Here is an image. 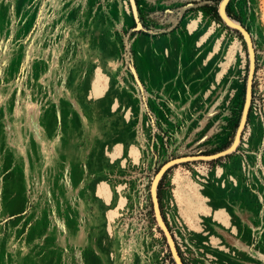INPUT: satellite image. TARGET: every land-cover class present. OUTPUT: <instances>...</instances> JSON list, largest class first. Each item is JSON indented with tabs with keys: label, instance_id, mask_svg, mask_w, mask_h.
I'll list each match as a JSON object with an SVG mask.
<instances>
[{
	"label": "rangeland",
	"instance_id": "374dc122",
	"mask_svg": "<svg viewBox=\"0 0 264 264\" xmlns=\"http://www.w3.org/2000/svg\"><path fill=\"white\" fill-rule=\"evenodd\" d=\"M133 1L0 0V264H176L156 193L183 264H264V0Z\"/></svg>",
	"mask_w": 264,
	"mask_h": 264
},
{
	"label": "water",
	"instance_id": "95a60500",
	"mask_svg": "<svg viewBox=\"0 0 264 264\" xmlns=\"http://www.w3.org/2000/svg\"><path fill=\"white\" fill-rule=\"evenodd\" d=\"M132 2V8H133V11H134V14L136 15L137 11H136V7H135V4H134V1L131 0ZM229 2V1H228ZM227 2V3H228ZM220 6V5H219ZM219 15L221 17V19L223 20V22L227 25V13H226V10L224 8V10L222 11L219 7ZM228 26V25H227ZM230 27V26H228ZM232 28V27H230ZM233 29H236L238 30L242 36L244 37V39L246 40V43H247V47H248V50H249V53H252L254 55V50H253V46H252V43H251V38H250V35L249 33L243 28H233ZM252 82V81H251ZM250 89V95L252 94V83H251V87L249 88ZM248 94V84H247V92H246V95ZM247 114H248V111H247ZM247 117V116H246ZM238 132V130H237ZM238 133H236L235 135V138L237 137ZM242 135L240 134V137ZM235 141V140H233ZM234 144V143H233ZM233 147V146H232ZM232 147H229L227 150L223 151V152H220V153H217V154H214V155H210V156H195V157H182V158H177V159H173L167 163H165L162 168L160 169V171L157 173V176L163 172L164 170V173L163 175L172 167L176 166L177 164H180V163H183V162H187V161H195V160H215V159H218V158H221V157H224L229 153V150L232 148ZM235 151V150H234ZM233 151V152H234ZM232 153V152H231ZM211 158V159H209ZM156 176V177H157ZM156 202H155V208H154V212H155V217H156V220H157V217L160 218L161 222H162V231L166 237V240L168 242V245H169V248H170V251H171V254L176 262V264H183L180 257H179V254H178V251H177V248L175 246V243L173 241V238L167 228V226L163 223V219L161 217V213H160V207H159V202H158V198H157V193H156Z\"/></svg>",
	"mask_w": 264,
	"mask_h": 264
},
{
	"label": "bare ground",
	"instance_id": "6f19581e",
	"mask_svg": "<svg viewBox=\"0 0 264 264\" xmlns=\"http://www.w3.org/2000/svg\"><path fill=\"white\" fill-rule=\"evenodd\" d=\"M106 81L109 83L108 76L106 77ZM94 90H96V92H97V89H94ZM129 119H130V116H129V114H127L126 120H129ZM239 134L237 136V139H235V141H234L235 143L232 145L233 147L231 146L232 148L229 150V153L233 152L236 149L237 145L239 144ZM209 159H211V158H209ZM111 162H115V161L111 160ZM157 182H158V179L155 182V186L157 185ZM109 190H110V186L107 182L103 181V182H101V184L99 183V185H97V188H96L97 198L101 199L106 204H108V203L112 204L113 194L112 195L108 194ZM117 192L119 193V197H118L116 206L112 209H109L107 212V219H108L107 225H108L109 232H112V223L116 220V218H118V216H120L121 210H123L126 207V198L122 195V187H117ZM155 198H156V196H155ZM155 198H154V200L156 202ZM157 220H158L160 227L162 228V222H161L160 218L157 217ZM163 223H164V221H163Z\"/></svg>",
	"mask_w": 264,
	"mask_h": 264
},
{
	"label": "trees",
	"instance_id": "16d2710c",
	"mask_svg": "<svg viewBox=\"0 0 264 264\" xmlns=\"http://www.w3.org/2000/svg\"><path fill=\"white\" fill-rule=\"evenodd\" d=\"M215 10H216V12H217V8H215ZM217 17L221 19V17H220V15H219L218 12H217ZM221 20H222V19H221ZM237 33H238V35L240 36V38H243V36H242L241 33H239V32H237ZM170 256H171V255H170Z\"/></svg>",
	"mask_w": 264,
	"mask_h": 264
}]
</instances>
